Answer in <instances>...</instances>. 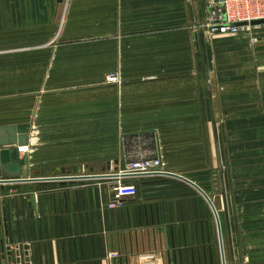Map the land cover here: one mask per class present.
I'll return each instance as SVG.
<instances>
[{"label": "crops", "instance_id": "1", "mask_svg": "<svg viewBox=\"0 0 264 264\" xmlns=\"http://www.w3.org/2000/svg\"><path fill=\"white\" fill-rule=\"evenodd\" d=\"M204 2L0 0V125L29 124L21 177L24 151L42 177L161 162L117 210V176L0 191L11 264H220L209 205L160 173L209 196L226 264H264V51L200 40Z\"/></svg>", "mask_w": 264, "mask_h": 264}, {"label": "built area", "instance_id": "2", "mask_svg": "<svg viewBox=\"0 0 264 264\" xmlns=\"http://www.w3.org/2000/svg\"><path fill=\"white\" fill-rule=\"evenodd\" d=\"M221 4L225 10V20L221 17ZM264 19V0H205L204 16L201 28L206 35L213 33L230 34L245 37L252 46L264 45V25H250V22ZM246 23V26L233 27V24ZM107 81L116 82L117 76L109 74ZM161 172V162L158 158H141L126 164L117 173V179L112 194L107 201L108 210L122 207L121 200L136 198L138 195L135 180L144 176ZM0 177V184H1Z\"/></svg>", "mask_w": 264, "mask_h": 264}, {"label": "water", "instance_id": "3", "mask_svg": "<svg viewBox=\"0 0 264 264\" xmlns=\"http://www.w3.org/2000/svg\"><path fill=\"white\" fill-rule=\"evenodd\" d=\"M61 1L62 0H58V2H61ZM187 1L189 2L190 0H187ZM196 1H199V0H196ZM219 1L222 2L223 0H219ZM220 8H221V17H222V20L224 21L225 20V10L222 4ZM199 19H200L199 25H201L200 24L202 20L201 9L199 10ZM246 25H247L246 23H238V24H233L232 26L242 27ZM250 25H264V19L252 21L250 22ZM203 33H204L203 29L200 28L199 30L200 40L202 39ZM194 38H195V35L193 34V39ZM255 51H264V45L256 46ZM214 125H215V122H214ZM28 131H29L28 123L0 125V177L2 179L1 184H0V191L20 189V184L29 183V182H45L47 180L71 181L69 179H77V178L78 179H83V178L105 179L108 177L117 176V173H115V174H96L93 177H86L87 175H85V177H77V178H71V176L42 177L44 174H49V172H45V173L30 172L28 169L27 154L24 151L23 166L25 167V173H24V177H21L22 170H21V163H20L18 148L26 147ZM14 145H16L17 148H15ZM60 172L62 174L64 173L63 170H61ZM160 174L180 180L188 184L189 186L194 188L205 199L210 209L212 210L215 223H216V235H217V244H218V250H219L220 264H226L221 225H220L217 211L215 210L213 203L211 199L209 198V196L204 192L203 189L197 186L194 182H192L191 180L183 176L173 174V173H160ZM62 177H67V178H62ZM224 209H225V212L227 213L226 205H224ZM2 230L3 231L6 230L5 199L0 198V264H11L12 262L11 253H10V250H8L7 248H4V242L2 240Z\"/></svg>", "mask_w": 264, "mask_h": 264}, {"label": "rangeland", "instance_id": "4", "mask_svg": "<svg viewBox=\"0 0 264 264\" xmlns=\"http://www.w3.org/2000/svg\"><path fill=\"white\" fill-rule=\"evenodd\" d=\"M203 16H204V13H203ZM203 16H202V20H201V22H200V24H202L203 23ZM197 27H198V29L199 28H201V25H199V23H198V25H197ZM214 35H226V34H220V33H213V34H211V35H207L208 36V38L210 39L212 36H214ZM211 36V37H210ZM235 36H233V38H234ZM235 40V39H234ZM102 85H105V86H107V85H109V84H115V85H119V84H121V82H119V78L117 77V80H116V82H109V81H107V79H106V76L104 77V79H103V82L101 83Z\"/></svg>", "mask_w": 264, "mask_h": 264}]
</instances>
